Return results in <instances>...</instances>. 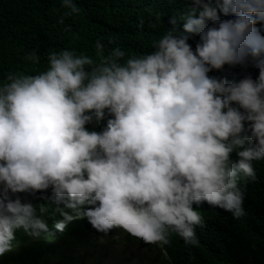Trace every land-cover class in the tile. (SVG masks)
<instances>
[{
  "label": "clouds",
  "instance_id": "9594fccd",
  "mask_svg": "<svg viewBox=\"0 0 264 264\" xmlns=\"http://www.w3.org/2000/svg\"><path fill=\"white\" fill-rule=\"evenodd\" d=\"M60 8L59 24L81 13ZM180 20L145 54L98 39L91 54L50 50L42 69L5 74L0 256L79 221L173 264V237L197 245L205 210L245 214L242 184L264 161V0H193Z\"/></svg>",
  "mask_w": 264,
  "mask_h": 264
},
{
  "label": "trees",
  "instance_id": "16d2710c",
  "mask_svg": "<svg viewBox=\"0 0 264 264\" xmlns=\"http://www.w3.org/2000/svg\"><path fill=\"white\" fill-rule=\"evenodd\" d=\"M74 2L81 8L80 15L66 17L64 24H59L63 11L60 0H0V81L9 71L34 73L42 69L50 50L74 47L91 54L98 39L109 48L120 46L133 55L145 54L152 50V41L159 38L163 29L171 27L170 18L176 17L177 27L182 30L180 17L193 0ZM197 41L196 36L189 39L193 48ZM32 51L40 56V64L25 59ZM222 73L223 70H214L209 75L222 77ZM258 162L257 180L242 184L245 214L234 218L220 208L205 210V227L197 234L198 244L185 246L180 238L173 237L176 245L167 249L170 262L264 264V161ZM26 198L34 204L41 202L39 193ZM135 240L123 230L104 235L90 224L74 221L59 234L52 232L41 240L18 242L12 251L0 256V264H106L119 254L126 257L117 264H131L128 251L137 252V264L148 263V258L149 262H156L151 264L165 262L155 247Z\"/></svg>",
  "mask_w": 264,
  "mask_h": 264
},
{
  "label": "rangeland",
  "instance_id": "374dc122",
  "mask_svg": "<svg viewBox=\"0 0 264 264\" xmlns=\"http://www.w3.org/2000/svg\"><path fill=\"white\" fill-rule=\"evenodd\" d=\"M137 252L133 253L132 251H128L127 256L128 258H131V264H137L138 263V257H137ZM126 255L125 254H119V255H114L112 258L109 259V261H106V264H117L120 263L122 260V257ZM127 259V258H126Z\"/></svg>",
  "mask_w": 264,
  "mask_h": 264
}]
</instances>
